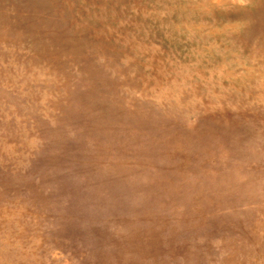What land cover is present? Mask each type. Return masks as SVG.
Returning a JSON list of instances; mask_svg holds the SVG:
<instances>
[{"label": "rangeland", "instance_id": "374dc122", "mask_svg": "<svg viewBox=\"0 0 264 264\" xmlns=\"http://www.w3.org/2000/svg\"><path fill=\"white\" fill-rule=\"evenodd\" d=\"M0 264H264V0H0Z\"/></svg>", "mask_w": 264, "mask_h": 264}]
</instances>
